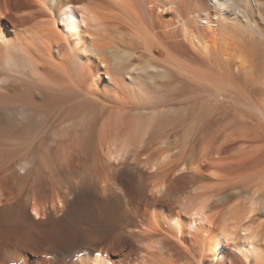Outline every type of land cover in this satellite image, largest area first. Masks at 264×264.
Returning <instances> with one entry per match:
<instances>
[{
  "label": "bare ground",
  "instance_id": "6f19581e",
  "mask_svg": "<svg viewBox=\"0 0 264 264\" xmlns=\"http://www.w3.org/2000/svg\"><path fill=\"white\" fill-rule=\"evenodd\" d=\"M232 112L264 0H0V264H264V167L202 168Z\"/></svg>",
  "mask_w": 264,
  "mask_h": 264
},
{
  "label": "rangeland",
  "instance_id": "374dc122",
  "mask_svg": "<svg viewBox=\"0 0 264 264\" xmlns=\"http://www.w3.org/2000/svg\"><path fill=\"white\" fill-rule=\"evenodd\" d=\"M261 84H255V87ZM168 92L167 101L177 102L180 91L165 88ZM183 94V93H181ZM181 97V100L183 99ZM187 100V99H186ZM184 99L183 102L186 101ZM188 102V100L186 101ZM230 113L227 117H215L201 139V144H208L207 156L202 162L203 172L210 174L216 180L223 181L234 178L244 171L258 170L264 167V130L251 118ZM240 116V117H239ZM218 118V119H216ZM221 119V120H220ZM218 120V121H217ZM243 128V129H242ZM206 139L208 142H202ZM201 145V147H202ZM233 146L227 150L229 146ZM205 148L202 147L204 150ZM262 158V159H261ZM261 159V160H260ZM208 170V171H207Z\"/></svg>",
  "mask_w": 264,
  "mask_h": 264
}]
</instances>
